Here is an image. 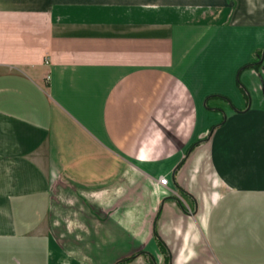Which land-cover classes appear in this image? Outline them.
<instances>
[{
  "label": "crops",
  "instance_id": "1",
  "mask_svg": "<svg viewBox=\"0 0 264 264\" xmlns=\"http://www.w3.org/2000/svg\"><path fill=\"white\" fill-rule=\"evenodd\" d=\"M118 263L264 264V0H0V264Z\"/></svg>",
  "mask_w": 264,
  "mask_h": 264
},
{
  "label": "built area",
  "instance_id": "2",
  "mask_svg": "<svg viewBox=\"0 0 264 264\" xmlns=\"http://www.w3.org/2000/svg\"><path fill=\"white\" fill-rule=\"evenodd\" d=\"M159 182H160L161 185H166L167 182H168V180L165 177H161L160 180H159Z\"/></svg>",
  "mask_w": 264,
  "mask_h": 264
},
{
  "label": "trees",
  "instance_id": "3",
  "mask_svg": "<svg viewBox=\"0 0 264 264\" xmlns=\"http://www.w3.org/2000/svg\"><path fill=\"white\" fill-rule=\"evenodd\" d=\"M158 243L160 244V246H161L162 248H164L162 242H161L159 239H158ZM127 260H130V259H127ZM127 260H126V261H127ZM124 262H125V261H124ZM118 264H119V263H118Z\"/></svg>",
  "mask_w": 264,
  "mask_h": 264
}]
</instances>
